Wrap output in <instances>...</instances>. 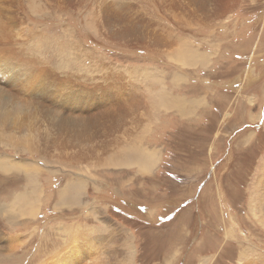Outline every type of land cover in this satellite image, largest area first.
<instances>
[{
  "label": "rangeland",
  "instance_id": "obj_1",
  "mask_svg": "<svg viewBox=\"0 0 264 264\" xmlns=\"http://www.w3.org/2000/svg\"><path fill=\"white\" fill-rule=\"evenodd\" d=\"M124 1L130 6L98 12V30L79 11L18 16L20 33L41 32L35 41L23 36V45L36 47L61 82L52 87L53 113H28L34 109L25 92L27 106L11 108L17 123L7 121L38 123L47 138H0V159L17 167L0 170V205L23 193L37 207L22 211L15 227L0 215V264H77L81 229L105 249L107 226L118 220L126 230L119 243L135 245L131 264H252L264 256V220L254 202L264 159V0H234L222 12L219 0H162L161 9L150 0ZM165 3L189 5L171 10ZM9 6L0 0V21L13 26L17 9ZM124 25L128 35L112 39ZM75 45L100 64L76 57ZM0 80L5 95L19 97L21 85ZM78 179L83 205L70 208L60 190ZM112 258L123 262L111 250L103 260Z\"/></svg>",
  "mask_w": 264,
  "mask_h": 264
},
{
  "label": "bare ground",
  "instance_id": "obj_2",
  "mask_svg": "<svg viewBox=\"0 0 264 264\" xmlns=\"http://www.w3.org/2000/svg\"><path fill=\"white\" fill-rule=\"evenodd\" d=\"M9 1H10L11 7L9 6L6 9L7 10L8 9H12V10L17 9V11H15L14 14L10 17L11 21L14 22L13 26L11 23H9V24H11L13 29L7 23L8 18L2 19L0 21V23L1 24L4 23L3 26L6 25V28H7V29H4V27L3 28L0 27L1 28L0 29V75H4V77H6L8 79L7 82L10 83V85H13V84H14V86L21 85L23 93L21 92L19 97L17 96L18 98L17 97L14 98V97H11L8 93H7L8 95H5L4 91L2 92V90L0 89V128L2 127L0 129V138L3 139L2 142H4L5 141L4 139H6L8 136H11V138H13V139H14V136H20V140L22 141L21 143L23 144L25 142L24 139H26V138L36 136L37 138L43 139L44 137L47 138V135L40 128V125L38 123H36L34 126H32L33 124L31 122H28L26 127H24L22 124L14 125L15 127H10L8 125L7 121H15L14 119H12V116L10 114L13 113L15 116H17V111L16 110L13 111V109H11V108L13 106H15V107L18 106L16 104H22L24 101L27 100V97L26 98L24 97L25 100L22 97L26 92L28 94V102L33 103V106H31V108L34 109L33 111H28V109H27L28 113L36 115V111H37L40 115L46 114V116H47V114H50L53 110L52 108H50L51 103L53 102V99H54L53 98V95H54L53 90L54 89L52 87L55 84H59L61 82V80L56 77L53 70L43 67V65H42L43 63L40 61L41 58H39L35 54L34 48H36V47L30 46V44L27 46L23 45V43H25V41H23V39H22L23 36H25L26 39H29V37H31L29 40L32 41V39L36 40V37L40 36L41 32H39L38 30L34 31V29H32V28L26 27V29L23 31V33H20L21 29L18 28L15 24L16 21L18 20V16H22L25 20H27L28 15H30L32 17L34 15L32 13H34V12L36 13V11H38L37 12L38 14H35V15H41V16H44L46 13H49V15L50 14L61 15L62 13L66 14L67 12L79 11V12H81L80 16H82V18L84 17V19L86 20L85 22L93 24L95 26L96 30H98L99 29V22H101L100 17H98V12H100L101 9L111 7V6L115 7L116 5L120 6V3H122V2H124L125 4H128L127 6H130L131 1L128 0L129 2H125L124 0H116L115 3L108 2L109 0L108 1L107 0H9ZM233 1L234 0H219L220 3L219 2H217V3H219V8H220L221 12L223 11V9H226V8L229 9L231 7V4ZM140 2H141L140 0H137L136 4H139ZM150 2H153L155 5H157L156 6L157 9H161L160 7H161L162 3H164L162 0L147 1V3H150ZM217 3H216V5H217ZM165 4L169 7H171V10H172L176 6L185 7V4H188V3H185V4L165 3ZM0 8H2V7H0ZM147 8H153V7H147ZM18 9L23 10V14H19ZM112 10H113V8H112ZM0 15H2V14H0ZM73 15H76V14H73ZM86 15H87V17H85ZM26 16H27V19H26ZM8 20H10V19H8ZM80 21H81V19H80ZM20 23H22V20H20ZM183 24H185V23H183ZM124 26H125V28H122L120 31L114 32V34L112 35V39H116L115 37H117V36L124 39L125 35L127 33H129L130 29L128 27L130 25H124ZM178 27H179V25H178ZM169 31H171V30H169ZM28 33H30V35H28ZM11 34H12V37H11ZM166 34H170V33L166 32ZM162 36H165V34ZM169 37H170V35H169ZM13 38L16 39L17 43L16 42L11 43V39H13ZM26 41H28V40H26ZM125 42L129 43L131 41L125 40ZM164 44H166V43H164ZM132 45H133V42H132ZM36 46H37V44H36ZM75 46L77 49H74V51L78 50V52H79L78 56H76V57H80L83 59L85 56L87 58H90V60H95L96 63L100 64V61H98L96 58H93L91 56V54H92L91 51H88L85 47L80 46V45H75ZM184 47H185L184 49L186 51V46H184ZM170 51H174V50H170ZM192 51L193 50H191V53L189 56L187 55L188 53L186 54L188 56V58L191 60V62H193L192 61L193 58L196 57L193 54V53H196V51L195 52L193 51V53H192ZM176 54H179V53L176 52ZM170 55H171V52H170ZM174 55H175V53H174ZM182 57H183V51H182V55L180 54V60L183 59ZM172 59H173V57H172ZM197 60L199 61V59H197ZM9 79H11L13 81V84L10 82ZM0 83H2L1 80H0ZM65 88H67V87H65ZM21 97H22V100H19V98H21ZM160 98H161V95H160ZM134 99L135 98H133V100ZM155 101H156V99H155ZM184 103H186V102L184 101ZM24 104L27 106V103L24 102L23 105ZM30 105L31 104H29L28 106L30 107ZM162 105H163V103H162ZM167 105H168V103H167ZM176 106H181V105L179 103H176ZM185 111H187V110H183V112H185ZM9 116H11L10 117L11 120L9 119ZM2 135H3V138H2ZM14 140L16 141V142H14L16 144L18 142L17 138H15ZM38 140H40V139H38ZM3 145H4V143H3ZM32 147H33V145L29 143V145L26 148H32ZM29 151H30V149H29ZM148 158H149V155H146L144 162H142L141 167L144 169L146 166L149 165V159ZM6 160L3 158L0 159V170L4 171V169L8 166L10 167V170H16L17 169L16 165H14V164H16V163H14V161H13V163H11L12 164L11 165V164L7 163ZM149 167H151V166H149ZM149 167H147V170L149 169ZM258 174L259 175L257 177L256 184H255L256 185L255 192L257 193V198L255 199L254 202L257 205V208L259 211V219L261 222H263V220H264V159L262 161V166H260ZM33 191H34V189H33ZM35 191L37 192L36 189H35ZM61 193L64 194L65 192L63 191ZM61 193H60V195H61ZM30 196L32 198L34 197L32 194ZM22 199H25V201L23 202ZM72 200H73V198H72ZM32 209H35V212H36L37 207H35V202H33V200L26 199V194L22 193V194L17 195L16 197H13L12 201L9 203L7 208L4 206V204H1L0 205V215L3 217L5 214L4 218L7 220V222L10 224H13V227H15V224L16 223L18 224L17 217H20V213L22 211L23 212L26 211V213H29V210H32ZM15 245H16V242L13 241V243L10 246L14 247ZM10 246H9V248H10ZM2 247L5 248V246H2ZM0 256H2V255L0 254ZM4 258H5V256H2L0 258V263H3ZM253 261L256 263H259V264H264V256H260L256 260H252V262ZM250 263H251V261H248L245 264H250Z\"/></svg>",
  "mask_w": 264,
  "mask_h": 264
},
{
  "label": "crops",
  "instance_id": "obj_3",
  "mask_svg": "<svg viewBox=\"0 0 264 264\" xmlns=\"http://www.w3.org/2000/svg\"><path fill=\"white\" fill-rule=\"evenodd\" d=\"M184 101L185 102H189L188 100H184ZM142 150H144V149H142ZM139 153L142 154V152H139ZM146 153H154V152L152 150H148ZM82 182H83L82 180L78 179V181H76V182L63 184V187H61L60 193L63 192V191L65 193H69L72 196L73 201H69V199H68L69 197H68V195H64L65 193L63 194L64 196L61 193V195H60L61 200H59V201L61 203H63L65 206L70 207V208L73 207V206H74L73 208H75V206L83 205L82 204V199H81L82 198V196H81L82 193L80 195V191H81V189L83 187L82 185H80V184H83ZM70 186L78 187V189L76 188L77 190L76 189L72 190L70 188ZM75 190L79 191V192H76ZM62 198H64V199H62ZM90 204H91L90 201H88V202H85L84 206H86L87 209H90L89 208ZM102 222L105 223V221H102ZM119 224H120V221L118 220V225L107 226V228H110V231H109L108 236H107L108 237L107 238L108 241H110V245L108 247H105V249L104 248L102 249L101 247L96 246L94 243L91 244L89 242V236H85L84 235V229H81L82 232L80 233V235H81V238L84 239V240L80 244H78V245L76 244V246L73 247V249L75 251H77V254L79 256L81 255L80 259H78L76 261L77 264H82V263L83 264H95V260H97L99 264H120V262H119L120 260L116 261L113 258L111 260H108V261H104L103 260V257H104V255L106 254V252L108 250H111L113 252V256H114L115 253L122 254V257H123L122 261L123 262H121V264H131V261L134 260L133 256H134L135 259H137L135 245L133 247L131 245V242L126 241V240H124L122 243L121 242L119 243V240H120L119 234H121V232H124V233L126 232V230L121 228ZM123 226H125V227L129 226L127 228L129 230L133 229L129 224H127V226L126 225H123ZM76 230L80 231L79 228L76 229ZM130 236L133 237L131 232H130ZM100 237H103V236L100 235ZM126 238L128 240L127 236H126Z\"/></svg>",
  "mask_w": 264,
  "mask_h": 264
}]
</instances>
